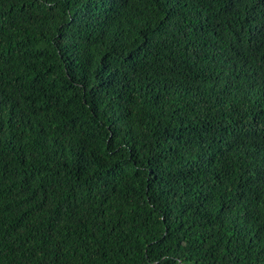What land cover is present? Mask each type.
Listing matches in <instances>:
<instances>
[{
	"label": "trees",
	"instance_id": "obj_1",
	"mask_svg": "<svg viewBox=\"0 0 264 264\" xmlns=\"http://www.w3.org/2000/svg\"><path fill=\"white\" fill-rule=\"evenodd\" d=\"M0 264H264V0H0Z\"/></svg>",
	"mask_w": 264,
	"mask_h": 264
}]
</instances>
